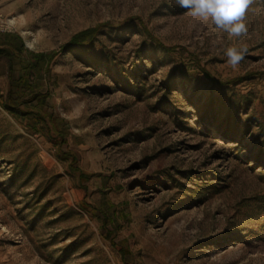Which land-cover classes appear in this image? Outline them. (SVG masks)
I'll return each mask as SVG.
<instances>
[{"label":"rangeland","instance_id":"1","mask_svg":"<svg viewBox=\"0 0 264 264\" xmlns=\"http://www.w3.org/2000/svg\"><path fill=\"white\" fill-rule=\"evenodd\" d=\"M0 13L18 21L0 31V264H264V0L241 38L172 0Z\"/></svg>","mask_w":264,"mask_h":264},{"label":"clouds","instance_id":"2","mask_svg":"<svg viewBox=\"0 0 264 264\" xmlns=\"http://www.w3.org/2000/svg\"><path fill=\"white\" fill-rule=\"evenodd\" d=\"M254 0H172L173 7L187 10V14L210 22L218 31L227 33L229 38H241L247 34L246 15ZM14 20L7 21V26L0 25V31H12ZM25 39V34L20 33ZM25 47L35 50V40L25 39ZM248 48L242 44L228 47L225 52L226 63L236 68L246 57Z\"/></svg>","mask_w":264,"mask_h":264},{"label":"trees","instance_id":"3","mask_svg":"<svg viewBox=\"0 0 264 264\" xmlns=\"http://www.w3.org/2000/svg\"><path fill=\"white\" fill-rule=\"evenodd\" d=\"M99 27H89L86 28L75 35L70 39L68 46L73 45H82L88 42H91L95 39L97 33H98ZM37 60V58H42V53H34L33 54ZM5 59L7 61V75L9 78L13 77V71H14V56L12 53V50L10 48L0 46V60ZM52 59V56L49 57V61ZM38 61V60H37ZM36 61V62H37ZM29 67V66H27ZM207 72V71H206ZM209 74V73H207ZM25 80V79H24ZM35 93H33L34 95ZM26 103V101L22 100V96L20 94H16L11 89L5 96V100L3 102V106L9 110L10 113H12L14 116H26L30 114V111H24L21 109L22 104ZM38 118L40 120H44L45 117L42 115H39Z\"/></svg>","mask_w":264,"mask_h":264},{"label":"bare ground","instance_id":"4","mask_svg":"<svg viewBox=\"0 0 264 264\" xmlns=\"http://www.w3.org/2000/svg\"><path fill=\"white\" fill-rule=\"evenodd\" d=\"M10 6L13 7L14 9H16L18 7L16 3H14V4L10 5ZM9 20H14L15 21V24L18 22L15 14H13V13H12L11 17L7 19V21H9ZM27 40L28 41H32L29 38Z\"/></svg>","mask_w":264,"mask_h":264},{"label":"built area","instance_id":"5","mask_svg":"<svg viewBox=\"0 0 264 264\" xmlns=\"http://www.w3.org/2000/svg\"><path fill=\"white\" fill-rule=\"evenodd\" d=\"M6 23L7 21L3 18V15L0 13V25L5 26Z\"/></svg>","mask_w":264,"mask_h":264}]
</instances>
